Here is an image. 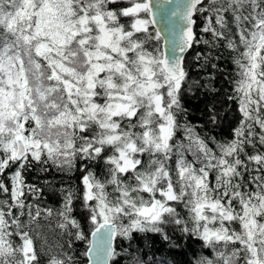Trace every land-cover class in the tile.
<instances>
[{
  "label": "snow or ice",
  "instance_id": "1",
  "mask_svg": "<svg viewBox=\"0 0 264 264\" xmlns=\"http://www.w3.org/2000/svg\"><path fill=\"white\" fill-rule=\"evenodd\" d=\"M166 2L167 38L160 0H0V264H164L133 242L170 233L189 264H264V0ZM225 58L217 138L184 100ZM34 171L69 178L57 203Z\"/></svg>",
  "mask_w": 264,
  "mask_h": 264
},
{
  "label": "trees",
  "instance_id": "2",
  "mask_svg": "<svg viewBox=\"0 0 264 264\" xmlns=\"http://www.w3.org/2000/svg\"><path fill=\"white\" fill-rule=\"evenodd\" d=\"M199 25L197 26V30ZM203 48V46H201ZM206 51V50H205ZM193 54H189V59H192ZM227 53L225 56L227 57ZM216 62V61H213ZM219 64V70L212 69L210 65L203 69L194 68L192 70V79L201 80L203 83L209 85V87H201L199 89H193L192 92L187 93L185 96V106L188 109V119L199 126L198 130L202 134L213 135L217 138L230 136L231 128L233 126L231 115L225 114L226 107L222 105L221 101L226 91H230V84L225 78L233 70V65L230 59H222L217 62ZM212 77V79H209ZM215 88L216 91H212ZM215 104L218 109L221 110V114L224 116L223 121L214 126L208 121L207 110ZM78 175V173L76 174ZM28 181L36 183L42 187L45 197L49 204H55L58 202V193L55 189L60 186L62 182L67 181L69 178L53 172L41 173L34 171L28 174ZM75 180V177L72 178ZM45 181L48 184L45 185ZM173 239L178 241L180 246L177 248H170L169 244L163 241L160 236L155 234H148L147 236H140L134 241V246H139L141 251L146 254V259L154 257L156 261H164V264H189V261L193 259V252L200 250V243L187 237H181L179 233H170ZM82 245H78L77 249L82 250ZM116 264H128L126 257H118Z\"/></svg>",
  "mask_w": 264,
  "mask_h": 264
},
{
  "label": "water",
  "instance_id": "3",
  "mask_svg": "<svg viewBox=\"0 0 264 264\" xmlns=\"http://www.w3.org/2000/svg\"><path fill=\"white\" fill-rule=\"evenodd\" d=\"M154 3H155V0H154ZM160 8L158 10V14H157V27L158 28H161V35L162 37H168L169 36V33L167 32V30L165 29V24H166V15L168 14L167 10L168 8L170 7L168 5V3L166 2V0H160ZM161 47H162V50L165 51L166 53L168 52V47H167V44H166V39H162L161 40Z\"/></svg>",
  "mask_w": 264,
  "mask_h": 264
}]
</instances>
